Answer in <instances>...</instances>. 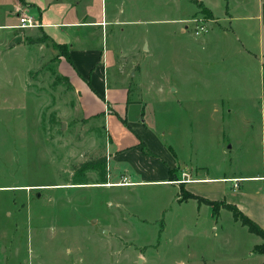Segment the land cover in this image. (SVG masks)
<instances>
[{
    "label": "rangeland",
    "instance_id": "1",
    "mask_svg": "<svg viewBox=\"0 0 264 264\" xmlns=\"http://www.w3.org/2000/svg\"><path fill=\"white\" fill-rule=\"evenodd\" d=\"M203 2L94 0L93 12L105 10L111 21L120 13V21L81 44L103 47L109 83L119 64L128 71L130 102L140 100L148 126L143 138L151 131L171 145L182 169L264 173V0ZM16 13L23 16L6 19L0 8V21L19 22ZM12 32L21 42L12 37L0 48V185L12 187L0 191V207L12 216L0 222L17 264H264L263 228L252 232L228 203L178 202L177 185L150 181L163 178V157L149 144L129 166L116 159L120 130H111L108 148L100 120L81 118L67 78L55 71L63 49L35 27ZM104 156L105 183L96 160ZM89 160L94 169L82 171ZM135 164L144 170L135 179L150 182L122 186L121 169ZM240 184L237 193L226 182L191 186L261 202L254 182Z\"/></svg>",
    "mask_w": 264,
    "mask_h": 264
},
{
    "label": "crops",
    "instance_id": "2",
    "mask_svg": "<svg viewBox=\"0 0 264 264\" xmlns=\"http://www.w3.org/2000/svg\"><path fill=\"white\" fill-rule=\"evenodd\" d=\"M93 2L87 3L83 0H22V2L19 0H0V8L3 9V14L6 16V19L13 12H18L21 15L27 14L34 16L39 23V26L35 28L39 30V33L44 35L47 44H50L54 49L58 48L55 46L56 43L67 47L66 56L62 55V52H58L54 56V60H56L55 71L64 78H67L68 84L76 96L75 100L77 101V108L81 118L85 121L90 119L100 120L109 138L108 148L111 149L113 145L111 130L117 129L116 132L120 130L118 135L121 136L119 141L117 139L118 147H113L114 154H112L116 159L129 166L128 163L132 164L134 158H142V147H140L139 143L141 142L143 146L144 143L146 145L149 144L152 148L151 152L155 155H161L163 159H160V161L165 163L157 164V170L163 178L150 181L177 185L178 189H180V184H183L185 191L209 202L212 200L223 202L224 205L226 203L235 205L240 212L242 211L249 219L264 229V173L251 175L225 174L220 176H192L196 172L193 173L192 168H181L182 164L179 165V161L176 159L174 153H170L171 151L169 149L172 148L171 145V148L168 146L169 149L162 147L159 138L151 131H149V138H143L148 133V126L145 120H142L144 112L142 109L143 106L139 102L140 100L135 99L130 102V93L133 88L131 89V85H129V78H127V76L129 77L128 71L126 72L125 68L119 64L116 70L117 76L109 83L103 47H85L81 44V40H86V37H95L97 34L101 36V32L104 30L103 27L107 22L120 21L117 18L120 13H115L113 21H111L105 10L103 13L102 9H100V16L93 12ZM93 15H98L99 18ZM16 24L18 22L15 23L9 20L0 21V48H3L2 42H4L6 48L11 47L12 37L21 42V37L12 32L14 29H18L15 27ZM4 32L6 36L2 41V34ZM128 138H133L130 144L122 143L123 139ZM131 167V171L126 165L121 169L128 182L122 186H134L135 184L150 182L135 179L138 174L144 173V170L137 164ZM179 167V173L184 172L186 174L182 181L180 179L181 176L179 175V177L175 173V169H179ZM242 181L254 182V188L262 189L263 197L261 202L242 197L237 200L232 199V197L227 196L230 192H227L220 186H217V189L210 188L207 190H201L196 186H191L195 185V183L222 184L226 182L229 183V189L232 193H237L241 185L240 182ZM11 188L9 185H0V191H11ZM194 200L198 201L196 198ZM4 213L0 207V217ZM7 215L10 218L12 212H6L3 217ZM1 226L0 222V264H17L14 258L17 257L15 256L16 252H14L16 251V247H12V244H10L11 249H9L10 247L8 249L5 248L6 244L9 245L6 242L5 235L10 231H8L7 227ZM10 250L12 251L11 254ZM6 252L8 253L6 254Z\"/></svg>",
    "mask_w": 264,
    "mask_h": 264
},
{
    "label": "trees",
    "instance_id": "3",
    "mask_svg": "<svg viewBox=\"0 0 264 264\" xmlns=\"http://www.w3.org/2000/svg\"><path fill=\"white\" fill-rule=\"evenodd\" d=\"M19 1H21L22 2V0H19ZM44 41V39H42L41 37L40 38H38V39H36V40H34V41H32L33 43H41V42H43ZM55 46H57L58 48H61V49H63L62 50V55H64V56H66L65 54H66V50H67V47L65 46V45H61V44H57L56 43V45ZM139 145H140V147H142V150L144 151V146H143V144L140 142L139 143ZM145 153H147V154H152L150 151H148L147 149H146V151H145ZM96 160H98V162H100V164H102V166H103V168H102V170L101 171H99V175H100V179L103 181V183H105V181L107 180L106 179V176H105V171H104V168H105V156L104 157H99V159H96ZM94 164H93V162L91 161V160H89V161H87V162H83V163H80V165H79V168H81L82 169V171H85V170H89V169H94ZM96 170H98V169H96ZM179 191H180V198L178 199V202H180V201H184L185 199H188V198H196L197 200H202V198H200L199 196H197V195H194V194H192V193H189L188 191H185L184 190V187H183V184H180V189H179ZM183 193H184V195H183ZM206 202H208V203H211V202H209V201H207V200H205ZM230 207L233 209L232 210V213H233V217L236 219V220H242L250 229H251V231L253 232V230H255L257 227H259L258 226V224L257 223H255L254 221H252L251 219H249L242 211L240 212L237 208H236V206L235 205H231L230 204ZM235 209V210H234ZM255 232V231H254Z\"/></svg>",
    "mask_w": 264,
    "mask_h": 264
},
{
    "label": "built area",
    "instance_id": "4",
    "mask_svg": "<svg viewBox=\"0 0 264 264\" xmlns=\"http://www.w3.org/2000/svg\"><path fill=\"white\" fill-rule=\"evenodd\" d=\"M38 25L39 23L37 22V19L34 16L25 14L19 17V22L15 26L17 28L24 29L25 27H37ZM200 31H202V28ZM125 183L127 184V182H124L122 184ZM263 191H264V186H263ZM263 219H264V213H263Z\"/></svg>",
    "mask_w": 264,
    "mask_h": 264
},
{
    "label": "water",
    "instance_id": "5",
    "mask_svg": "<svg viewBox=\"0 0 264 264\" xmlns=\"http://www.w3.org/2000/svg\"><path fill=\"white\" fill-rule=\"evenodd\" d=\"M37 196V195H36Z\"/></svg>",
    "mask_w": 264,
    "mask_h": 264
}]
</instances>
